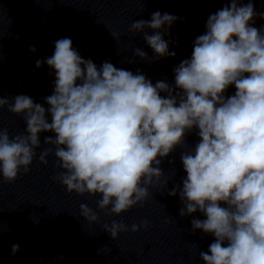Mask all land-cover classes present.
I'll return each mask as SVG.
<instances>
[{"label": "clouds", "instance_id": "9594fccd", "mask_svg": "<svg viewBox=\"0 0 264 264\" xmlns=\"http://www.w3.org/2000/svg\"><path fill=\"white\" fill-rule=\"evenodd\" d=\"M238 2L209 15L191 57L174 68L175 88L108 61L98 68L81 57L70 38L55 41L52 56L36 61L37 68L46 63L55 71L53 93L44 98L48 107L27 95L0 97V110L7 108L26 123V134L10 136L0 128L3 181L27 174L41 147L39 134L54 133L44 138L50 147L39 154L46 165L55 150L62 171L53 180L68 193L99 195L98 209L120 216L142 206L150 187H167L162 158L187 148L186 135L197 129L199 142L181 153L182 189L177 185L168 195L179 191L180 216L199 211L206 217L191 221L193 234L202 230L215 238L207 252H199L204 264H264V28L251 26L264 13L251 2ZM177 19L156 11L150 21L132 22L128 31L143 33L154 59L174 57L164 35ZM111 35L119 39V33ZM133 51L151 62L141 48ZM231 85L236 91L226 97ZM80 213L90 225L99 220L87 204L80 205ZM149 226L145 219L130 230ZM103 230L117 240L129 227L112 220ZM19 250L12 245V255Z\"/></svg>", "mask_w": 264, "mask_h": 264}]
</instances>
